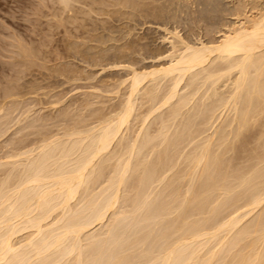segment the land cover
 I'll return each mask as SVG.
<instances>
[{
  "label": "bare ground",
  "instance_id": "6f19581e",
  "mask_svg": "<svg viewBox=\"0 0 264 264\" xmlns=\"http://www.w3.org/2000/svg\"><path fill=\"white\" fill-rule=\"evenodd\" d=\"M61 1L65 2L67 0ZM124 1L132 7L138 8L140 13L148 12V15L150 13L158 20L156 30L162 32L161 41L159 42L166 48L160 49V47L157 52L149 50L147 51L148 54L141 53L138 55L134 51L137 47L131 52L126 51L119 57L115 53L117 60L114 59L115 57L112 58V62L115 60L113 63H105L104 66L100 64L102 68L99 72L101 74L98 70H94V72L96 71L94 75L98 74L96 75L97 78H100L103 74L104 76L108 75L107 72L110 75L113 72L124 71L125 74L121 76L122 73H120V79H118L119 76L114 74L117 77L115 80H119L115 84L116 91L113 89L114 92H108L114 95L112 99H118V101H116V104H114L115 100L111 102L114 105L108 107L109 111L103 108L97 116L95 114V117L94 112L90 111L92 105L87 101L88 96L85 97L87 98L85 107L90 109L86 110L84 105L82 107L84 109H81L82 111L93 112V114L88 113V116L91 115L92 118L91 116L90 118L94 120L89 119L91 122L93 121L92 123L84 119L85 115L81 111H78L76 115H80L79 118L83 117V120L81 121L77 116L76 119L73 116V102L70 101L72 105L64 102V105H68V108L72 106L70 110H73L68 109L70 114H65L68 117L70 116L68 121L73 124L74 119L75 122L80 120L79 127H75L78 124L71 126L69 123L71 127L68 128L67 126L64 130L63 127L68 122L64 118L66 124L61 123L64 124L63 127L61 124L58 127L59 129L62 127L64 131L62 130L60 132L63 133L58 134V132L56 135L53 131L54 128L52 131L48 129L50 126L46 128L45 125V128L50 131H46L47 133L44 131L46 129H44L43 124L48 122L44 121L42 124L44 130L42 129V131L47 135L49 132H51L50 134L53 132L55 135H50V138L44 135L46 138L43 136L45 139L41 138L42 141L38 142V145L32 148L29 147L30 149L28 147L25 150L22 149L17 154L10 153L13 151V147H8V150L11 149L9 152L11 155L7 158L13 159V161L5 160V157H3L5 162L0 161V264H264V0ZM65 4L68 6V3ZM126 7L128 6L126 5ZM115 8L113 9L115 10ZM73 9H75V6ZM79 11L78 13H81ZM105 11L107 12V10ZM126 11L128 12V10ZM69 12L71 11H67V13ZM121 14L123 15L125 12ZM132 15L134 13L130 16L132 17ZM118 18L116 19L118 20ZM101 19V23H103L104 18ZM69 20L66 23L69 24L71 22ZM108 20L106 24L109 23L110 20ZM86 22L88 21L86 20ZM91 22L93 23V21ZM74 23L72 21L70 24ZM136 23L138 22L135 21L134 24ZM141 23L139 22V24ZM129 24L130 22L128 26ZM167 24H180L183 26L184 31L177 26L167 27L169 26ZM150 26L145 28H150ZM202 26L212 27L211 29L208 27L204 29L207 30L206 32L214 33L212 34L213 37L210 36L211 38H206L207 40L202 39L196 33L198 28ZM93 27L98 28V25ZM115 28L114 30H116ZM111 30L108 33H113ZM142 31L140 33L144 34V31ZM202 32L204 31H200V34ZM67 36H69V33ZM89 37L92 38L91 35H87L88 41ZM103 37L105 41V35ZM135 39L139 42V38ZM71 40H68L69 43ZM129 40L128 38V42ZM143 42L144 40H142L141 46H145L142 45ZM104 43H107V41ZM125 43V46H127L128 43ZM28 45L30 46V43ZM128 46L130 45L128 44ZM6 47L9 49V45ZM11 47L13 48V45ZM14 47L17 49L16 46ZM23 47L25 48V46ZM88 47H90L89 44ZM111 47L108 48L111 49ZM100 48L102 49V47ZM16 49L12 50L16 52ZM67 49L71 50V48ZM122 49L124 50L123 47ZM6 50L7 48L4 47L5 52ZM17 50H19V47ZM32 50L31 52L34 51ZM106 51L105 53H107ZM87 52L91 54L94 51L90 49ZM100 52L101 55L104 53H102V50ZM8 53L10 54V52H7L6 55ZM105 53L104 56L102 55L103 57H105ZM65 54L67 55V53ZM65 54L63 52L64 56ZM94 54L95 52L92 53V55ZM30 55L28 58H31ZM38 55H41V53ZM101 55L96 56L102 57ZM106 56L110 57L109 54ZM20 57L22 56L20 55ZM68 57L70 58V56ZM71 57H74V55ZM84 57L86 58V56ZM108 57L104 59L108 61ZM91 59L93 58L91 57ZM37 60L39 63V59ZM65 60H67L66 56L64 62H66ZM71 61L73 63V60ZM12 62L9 64H12ZM22 62L25 67L26 64H24V61ZM46 62L49 61L46 60ZM46 62L44 64H47ZM57 62L59 63V61ZM137 62H142V65L140 63L138 65ZM28 63V67L31 68L30 63L32 62ZM83 63L84 61L81 63L84 66ZM91 63L93 64V60H91ZM135 63L139 67L135 66ZM59 64L61 65V62ZM82 65L81 68H84ZM91 65L89 64L88 68L95 69L98 66L93 67L94 65H92L90 67ZM72 66H70V70H72ZM47 68L49 69L48 66ZM76 68L79 69L80 67H76L75 64ZM44 69L46 68L42 70ZM54 70L52 71L54 72ZM59 70L62 71V69ZM64 70L63 68V72L66 71ZM61 71L59 72L61 73ZM76 71L75 75L77 74ZM11 72L13 71L11 70ZM90 72L88 71V73ZM46 73L45 75H47ZM79 73H81V70ZM105 73L107 74L105 75ZM29 74L33 76L35 73H28V76H30ZM20 75L19 78H22ZM24 75L22 76L24 77ZM41 75L37 79L35 77L36 81L40 77L43 78ZM75 75L73 76L75 77ZM34 76L31 82H34ZM47 78L45 79L47 80ZM91 78L92 76L88 79L93 82L95 78L94 80ZM105 78H100L103 80V87L107 86L104 84ZM58 79L61 80V78ZM71 79L65 80L68 82ZM81 79H83V75ZM62 80L60 84L63 83ZM72 80L76 84L74 78ZM25 82L28 83L27 79L23 84ZM56 82L59 83V81ZM16 83L15 85L12 83V87L13 85L16 86ZM52 83L50 82V84ZM35 84L33 86H36ZM75 84L74 86H76ZM90 84L88 82L84 86L87 88L88 85L92 88L94 84L99 85L95 82ZM46 85L45 87H50V85ZM70 86L66 87L69 88ZM2 87L5 88V85L1 86L0 89ZM25 87L27 88L26 85ZM37 87L39 88L38 84ZM103 87L101 86L102 90ZM54 88H58V86ZM86 88L85 91L81 90L87 94ZM96 88L94 86V93L101 92L100 88L99 90ZM19 90L17 92L10 90L11 92L5 93L6 95L3 92L4 96L2 97L4 98H0L3 99L0 102L1 140H3V136L6 140L10 139L13 132H7L11 127H8V130H2L3 126L8 125L3 121L6 116V113H3L4 107L17 101L21 103L28 98V96H25L24 99ZM27 90L25 93L28 92V95H30ZM70 90L72 91V87ZM63 91L58 90L57 92L61 96L60 93ZM33 92L32 90L31 93ZM0 93L2 94V92ZM40 93L38 92V94ZM44 94L48 93L44 92ZM79 95H75V97L77 98ZM99 95L103 98L101 93ZM65 96L63 94L64 98H66ZM108 96L104 99H107ZM19 97H22L23 100H19ZM37 98L39 101V96H36V100ZM43 98L41 100H44ZM8 99L11 100L8 101ZM33 99H30V101L34 102ZM68 99L70 100V98ZM59 100L60 102L55 103L56 108L62 102L61 97ZM71 100L74 101V99ZM79 100H77L78 103ZM108 101H110V98ZM100 103L102 104L103 101ZM21 104L19 105L21 106ZM32 106L34 108V105ZM79 107L78 109H80ZM18 108L16 106V109ZM37 108L35 106L32 110L31 108L27 109L33 111ZM48 108H52V106ZM62 108L61 110H63ZM23 110L24 108L21 111ZM45 113L47 112L44 111ZM59 114L54 115V119H59V117L57 118ZM12 115L16 118V113ZM7 116L9 115L7 114ZM42 117L40 118L41 121ZM12 119L10 118L11 121ZM47 120L51 121L50 119ZM57 121L54 123L56 124ZM61 121L63 122V120ZM34 122L37 123L36 120ZM31 126H34L33 123ZM28 129H26V132ZM6 132L11 137L7 138L6 136L5 138ZM20 132L18 133L20 134ZM26 132H24L25 138ZM40 134L36 136L39 137ZM30 136L35 138L31 134ZM17 137L15 136V139ZM27 137L29 140L31 139L29 136ZM18 138H20V135ZM15 139L14 141L17 140ZM1 142V147H3L5 145L4 141ZM12 142L13 139L11 138ZM16 142L13 143L16 144ZM21 142L19 145H21ZM3 158L1 157V160Z\"/></svg>",
  "mask_w": 264,
  "mask_h": 264
},
{
  "label": "rangeland",
  "instance_id": "374dc122",
  "mask_svg": "<svg viewBox=\"0 0 264 264\" xmlns=\"http://www.w3.org/2000/svg\"><path fill=\"white\" fill-rule=\"evenodd\" d=\"M71 1H73L72 2V4L74 3V5H72L71 4ZM86 1V2H85ZM94 1H96L95 3H94ZM99 1V2H98ZM106 1V2H105ZM108 1V2H107ZM110 1H111V3H112V0H104L103 2L101 1V0H67V1H65V2H63V1H59V0H0V88H1V86H4L5 85V88L4 87H2V89H0L1 91L0 92H2V94L0 93V98H4V97H2V96H4V95H6L5 93H8V92H11L10 90H12V92H17L19 89V91H20V95L25 99V96L27 97L28 96V98H26L27 99V101H26V99H25V101L22 99V97L20 98L19 97V100H23L22 102H24V103H22L21 101V103L23 104V106H22V104L21 103H19V101H17V102H14L13 104H9L8 106H5L4 107V111H3V113L6 115L5 117H4V119H3V121H5V123L7 124L8 123V125H5V126H3V129L2 130H8V127H11V128H9V130L7 131V132H10L11 133V131H13L11 134H12V137H11V135H7V134H9V133H5V138H6V136H7V138H9V136L13 139V142H16L17 140H18V142H16V144L15 143H11V138L10 139H8V140H6V139H4V136H3V140H1L0 139V147L2 146V142L1 141H4L3 143L5 144V145H3V147H1V151L3 152V155H2V152L0 151V161H4V159L5 160H12L13 161V159H9V158H7L9 155H11V154H9V152H10V150L11 149H9L8 150V147L9 148H12L13 147V151H11L10 153H14V154H17V153H19V151L21 152L22 151V149L23 150H25V149H27V147H28V149H30V148H32V147H34V146H36V145H38L39 143H40V141H42V139L45 137L46 138V136H47V138H50V135L52 136V135H57V133L58 134H61V133H63V132H60V131H62L63 129L65 130L66 128L65 127H67L68 126V128L69 127H71L72 125H76V124H78V123H80V120H79V122H75V119H74V122H73V124L71 123V121L69 122L68 121V119H70L69 117H68V115L70 114L69 113V111H68V109L70 110L71 109V107L70 108H68V105H72V102H73V106L74 107H72V109L74 108V111H76V112H74L73 110H70V111H73V116L77 119V117L79 118V116H77L76 115V113L78 112V111H81V113L83 114V115H85L84 116V119H86V120H88V121H90V120H93V119H91L92 118V116H91V118H90V116H88V113L89 114H93V112H94V116H95V114H96V116L99 114V112H101V110L103 109V108H105V109H107L108 111L110 110L109 108H110V106H113L114 104H116L117 102L116 101H118V99H112V98H114V95L112 94V93H110L109 94V92H114V91H116V86H115V84H116V82H118L119 80H115V79H117V77H115V75L114 74H116L117 76H119L120 75V73H122V75L121 76H123L124 74H125V72L124 71H119L118 73H110V75H109V72H107L108 73V75H106L107 73H105V75L106 76H104V74L102 75V76H104V77H102V76H100V78H105L104 79V84L105 85H107V86H104L103 87V80L102 79H100L99 77L97 78L96 77V75H98V74H96V75H94L95 73H96V71L94 72V70H98V72L100 71V69L102 68L101 66H104L105 65V63L106 64H108V63H111L112 62V58H114L115 60H117V55H118V57L119 56H121V54H123V53H125L126 51H128V52H131V51H133L134 50V48H137V49H135L134 51L135 52H137L138 53V55L139 54H141V53H143V54H148V52L147 51H151L152 50V52H157V51H159L160 49H164V48H166V46H164L161 42H159V41H161V34H162V32L161 31H158V30H156L157 28H156V23L158 22V20L155 18V17H153L150 13H149V15H148V12L146 13V12H141L140 13V11L138 10V8H135L134 6L132 7L131 5H129L126 1H124V0H119L120 2H122V3H117V2H119L118 0H113V3L111 4L110 3ZM61 2V4H59ZM75 2H76V4H75ZM100 2H101V4H100ZM126 2V3H125ZM45 3V4H44ZM53 3H57L56 5L54 4L53 5ZM65 3H68V6H67V4H65ZM92 3H94V4H92ZM70 4V5H69ZM79 4H80V6H79ZM89 4V5H88ZM97 4H99V5H97ZM110 4V5H109ZM113 4H115V5H113ZM66 5V6H65ZM94 5V6H93ZM98 6V7H96V6ZM106 7H105V6ZM118 7H117V6ZM120 5V6H119ZM124 5V6H123ZM126 5L128 6V7H126ZM63 8H61V7ZM75 6V9H73V7ZM90 6V7H89ZM99 6H100V8H99ZM103 6V7H102ZM111 6V7H110ZM131 6V7H130ZM96 7V8H95ZM101 7H102V9H101ZM107 7H108V9L110 10H108L107 9ZM116 7V8H115ZM93 8H94V11H93ZM98 8H99V10H98ZM106 8V9H105ZM113 8H115V10L113 9ZM119 8H120V10H119ZM124 8H125V10H124ZM131 8V9H130ZM66 9H68V10H66ZM63 12H62V11ZM71 11V12H69V13H67V11ZM74 10V11H73ZM80 10V11H79ZM83 10H86V11H84L83 12ZM98 10V11H97ZM105 10H107V12L105 11ZM112 10V11H111ZM123 10V11H122ZM126 10H128V12L126 11ZM131 10H133V12H131ZM134 10H135V12H134ZM65 11H66V13H65ZM77 11V13H75ZM78 11L79 12H81V13H84V14H81V13H78ZM92 13H91V12ZM101 11V12H100ZM103 11V12H102ZM120 11H122L121 13H124L125 12V14H121V13H119ZM90 12V13H89ZM105 12V13H104ZM108 12H110L109 14H111V15H109L108 14ZM131 12V13H130ZM63 13V14H62ZM73 13V14H72ZM98 13H102V14H98ZM104 13V14H103ZM134 13V15H132V17L130 16L131 14H133ZM145 13V14H144ZM69 14V15H68ZM96 14V15H95ZM114 14V15H113ZM119 14H120V16H119ZM138 14V15H137ZM142 16H141V15ZM61 15V16H60ZM73 15H74V17H73ZM92 15H94V16H92ZM148 15V16H147ZM58 16H60V17H58ZM73 17V20L71 19L72 17ZM80 16V17H79ZM88 16V17H87ZM103 16V17H102ZM107 16V17H106ZM122 16H124L125 18H123ZM135 16H138V17H135ZM61 17H62V20H61ZM75 17H78V18H75ZM84 17V18H83ZM94 17H98V18H94ZM107 19H106V18ZM117 18V17H119L118 18V20L115 18V19H112V18ZM133 17H134V19H133ZM142 17H144V18H142ZM147 17H149V18H147ZM69 18H70V20H69ZM75 18V19H74ZM81 18H83V19H81ZM85 18H86V20L88 21V22H86V20H85ZM91 18H93V19H91ZM101 18H104V20H103V23H101L102 22V19ZM146 18V19H145ZM79 19V20H78ZM111 21H109V20ZM112 19V20H111ZM122 19V20H121ZM125 19H126V21H125ZM128 19V20H127ZM139 19V20H138ZM141 19V20H140ZM153 19V20H152ZM60 20V21H59ZM68 20L69 21H73V23L75 24H68V23H66V22H68ZM81 20V21H80ZM93 21V23L91 22V21ZM98 22H97V21ZM109 21V23L107 22V24H106V21ZM116 20V21H115ZM131 20V21H130ZM143 20H144V22H143ZM153 21V23H152V21ZM65 21V22H64ZM113 21H114V23H113ZM122 21H124L123 22V25H122ZM128 21V23L130 22V24H129V26H128V23H126ZM138 22V23H136V24H134V22ZM148 21V22H147ZM150 21V22H149ZM156 21V22H155ZM82 22H86V23H82ZM92 24H90V23ZM139 22L141 23V24H139ZM61 23V24H60ZM94 23H96V24H94ZM119 23V24H118ZM125 23H126V25H125ZM147 23V25L146 26H152V28H151V26H150V28L149 27H147V28H145L146 26H145V24ZM94 24V25H93ZM110 24V25H109ZM118 24V25H117ZM142 24H143V26H142ZM62 25V26H61ZM79 25V26H78ZM81 25V26H80ZM84 25V26H83ZM88 26V28H87V26ZM96 25H98V28H96V27H93V26H96ZM112 25H114V26H112ZM120 25V26H119ZM131 25H132V27H131ZM137 25V26H136ZM167 25H169V26H167V27H173V26H177V27H181V30H183V26L182 25H180V24H167ZM83 26V27H82ZM102 26V27H101ZM105 26V27H104ZM112 27V30H111V27ZM141 26H142V29H141ZM79 28V30H78V28ZM83 29H82V28ZM104 27V28H103ZM109 27V28H108ZM118 27H120V28H118ZM123 27H124V29H123ZM133 28V30H131V28ZM135 27H136V29H135ZM207 27L208 28H212V27H210V26H202L201 28H206L207 29ZM94 29V30H91V29ZM107 28V29H106ZM114 28L116 29V30H114ZM140 28V29H139ZM201 28H198V30L200 29V31H204V32H206L207 30L206 29H204V30H202ZM98 29H99V31H98ZM100 29H101V31H100ZM145 29V30H144ZM148 29V30H147ZM150 29H151V31H150ZM179 30H180V28H178ZM81 30V31H80ZM88 30H91V31H88ZM95 30H97V31H95ZM109 30V31H108ZM110 30L113 32V33H115V34H113V33H108V32H110ZM115 32H114V31ZM121 30H124V31H121ZM128 30H129V32H128ZM144 32H143V31ZM146 30H147V32H149L148 34H147V32H146ZM197 30V31H198ZM72 31V32H71ZM77 31V32H76ZM83 31H86L85 33L83 32ZM88 31V32H87ZM131 31V32H130ZM133 31V32H132ZM143 32L144 34H142V33H140V32ZM184 31V30H183ZM182 31V32H183ZM196 31V33H198L199 35H200V37L202 38V39H204V40H207V39H209V38H211L210 36H212V34H214V33H209V31L208 32H206V33H204V32H202V34H200V31H198L197 32ZM66 32H68L69 33V36H67L68 35V33L66 34ZM71 32V33H70ZM75 32V33H74ZM79 32H81V33H79ZM89 32H90V34H89ZM95 32V33H94ZM98 32V34H100V35H98V34H96ZM100 32V33H99ZM105 32H106V34H105ZM123 32V33H122ZM126 32H128V34H126ZM161 32V33H160ZM44 33V34H43ZM104 33V34H103ZM138 35H137V34ZM139 33H140V36H139ZM146 33V34H145ZM184 33V32H183ZM43 34V35H42ZM72 34V36H70ZM73 34H76V35H74L73 36ZM84 34V35H83ZM121 34V35H120ZM130 34H132L131 36H130ZM154 34V35H153ZM203 34H205L206 36H204ZM77 35H79V36H77ZM87 35H91V37L92 38H90L89 39V41L87 40L88 38H87ZM105 35V41H107V43H104L105 41H104V36ZM107 35V36H106ZM110 35V36H109ZM113 35H115V36H113ZM126 35H127V37H126ZM146 35V36H145ZM47 36V37H46ZM76 36V37H75ZM98 36H100L99 38H98ZM109 36V37H108ZM113 36V37H112ZM129 36V37H128ZM142 36V37H141ZM160 36V37H159ZM204 38H203V37ZM46 37V38H45ZM67 37H72L71 39L70 38H68L67 39ZM86 37V38H85ZM108 37V38H107ZM111 37V38H110ZM120 37V38H119ZM126 37V38H125ZM147 37H148V39H147ZM150 37V38H149ZM151 37H154V38H151ZM213 37V36H212ZM46 39V40H43V39ZM75 38H76V40H75ZM98 38V39H97ZM100 38H103L101 41L99 40ZM125 38V39H124ZM128 38L130 39L129 40V42H128ZM135 38H139L138 40H139V42L135 39ZM143 38V39H142ZM145 38V39H144ZM159 40H158V39ZM207 38V39H206ZM66 39H67V41H66ZM78 39V40H77ZM80 39V40H79ZM85 39H86V41H87V45H86V41H85ZM110 39V40H109ZM119 39V40H118ZM146 39H147V41H146ZM17 40V41H16ZM48 40V41H47ZM52 40V42H50ZM54 40V41H53ZM68 40H71L70 41V43H69V41ZM93 40V41H92ZM100 41V43H99V41ZM121 40V41H120ZM126 40V41H125ZM136 40V41H135ZM142 40H144V42L142 43V45H145V46H141V42H142ZM153 40V41H152ZM21 41H24V42H21ZM47 41V42H46ZM72 41H73V43H72ZM83 41V42H82ZM98 41V42H97ZM104 41V42H103ZM113 41V42H112ZM119 41V42H118ZM127 42L130 46H128V44H127V46H125L126 45V43L125 42ZM132 41V42H131ZM133 41H134V43H133ZM158 41V43H156ZM17 42V43H16ZM75 42V43H74ZM79 42H82V43H79ZM94 42V43H93ZM118 42V43H117ZM149 42V43H148ZM153 42H154V45H153ZM11 43V44H10ZM14 43H15V45H14ZM21 43V44H20ZM25 43V44H24ZM30 43V46L28 45V44ZM31 43H32V45H31ZM44 43V44H43ZM68 43V44H67ZM112 43V44H111ZM119 44V45H121L120 46V48H118V46H117V44ZM121 43V44H120ZM125 43V44H124ZM133 43V44H132ZM137 43H139V44H137ZM156 43V44H155ZM17 44H18V46H17ZM46 44V45H45ZM49 44H50V46H49ZM65 44H67L66 46H65ZM85 44V45H84ZM88 44H89V46L90 47H88ZM91 44H92V46H91ZM102 44V45H101ZM103 44H104V46H103ZM106 44V45H105ZM124 44V45H123ZM151 44V45H150ZM162 44V45H161ZM7 45H9V49H8V47H6ZM13 45V48L11 47ZM22 45V46H21ZM70 45H71V47H70ZM76 45H79V46H76ZM149 45V46H148ZM155 45H156V47H155ZM158 45V46H157ZM14 46H16L17 47V49H18V47H19V50H17ZM23 46H25V48H26V51H25V48L23 47ZM27 46V47H26ZM44 46V47H43ZM52 46V47H51ZM86 46V47H85ZM112 46V47H111ZM117 46V47H116ZM133 46V47H132ZM163 46V47H162ZM4 47H5V49L7 48V50H6V52L4 51ZM29 47V48H28ZM34 47V48H33ZM50 47V48H49ZM64 47H66V49H64ZM93 47H95V48H93ZM100 47H102V49L100 48ZM104 47V48H103ZM107 47V48H106ZM108 47H111V49L110 48H108ZM122 47L124 48V50L122 49ZM145 47V48H144ZM147 47V48H146ZM161 47V48H160ZM13 50H15L16 49V52L15 51H13ZM20 48H21V51H22V53H21V51H20ZM41 50H39V49ZM67 48H71V50H69V49H67ZM76 48V49H75ZM79 48V49H78ZM118 50H117V49ZM129 48V49H128ZM153 48V49H152ZM160 48V49H159ZM29 49V51H27ZM31 49H33L32 51L33 52H31ZM38 49V50H37ZM84 49V51H82ZM90 49H91V51H94L95 52V54L94 55H92V53H94V52H91V54L89 53V52H87V51H90ZM94 49V50H93ZM101 49L102 50V53L104 52L105 53V51H106V49H107V53H105V57L107 58L108 56H106L107 54H109V56L110 57H108V61H106L105 59V57H103L104 56V53L101 55L100 53V51L99 50ZM103 49H105V50H103ZM114 49H116L117 50V52H116V50H114ZM144 49V50H143ZM155 49V50H154ZM10 50V51H9ZM59 50V51H58ZM65 50V51H64ZM74 50V51H73ZM79 50H80V53H79ZM120 50H121V52H120ZM123 50V51H122ZM137 50V51H136ZM142 50V51H141ZM18 51V52H17ZM73 53H72V52ZM87 53H86V52ZM112 51V52H111ZM7 52H10V54L8 53V55H6V53ZM19 52H20V54H19ZM28 52H29V54H28ZM36 52V53H35ZM44 52V53H43ZM63 52H64V54L65 53H67V55L65 54V56L67 57V60H65L66 62H64V58H65V56L63 55ZM68 52H69V55H68ZM109 52V53H108ZM24 53H25V55H24ZM32 53H33V55H32ZM41 53V55H38V54H40ZM70 53H72V54H70ZM79 53V54H78ZM85 53V54H84ZM98 53V54H97ZM110 53H113V54H110ZM115 53H117V55L115 54ZM15 54V55H14ZM17 54V55H16ZM27 54V55H26ZM31 54V55H30ZM76 54V55H75ZM89 54V55H88ZM9 55H11L10 57H8ZM19 55V56H18ZM20 55L22 56V57H20ZM29 55L31 56V58H35L36 60H33V59H31V58H28L29 57ZM39 57H38V56ZM50 55V56H49ZM74 55V57H71V56H73ZM79 57H78V56ZM88 55V56H87ZM92 55V56H91ZM96 55H101L102 57H99V56H96ZM112 55V56H111ZM115 55V56H114ZM12 56H14L13 58H12ZM18 56V57H17ZM33 56V57H32ZM46 58H45V57ZM57 56V57H56ZM60 56V57H59ZM68 56H70V58L68 57ZM78 57V62H79V64H78V62H77V57ZM84 56H86V58L84 57ZM93 56H95V57H93ZM25 57V58H24ZM50 57V58H49ZM59 57V58H58ZM81 57V58H80ZM91 57L93 58V59H91ZM10 58H11V60H10ZM18 58H19V61L17 62V60H18ZM26 58H27V62H26ZM61 58V59H60ZM71 58H74V59H71ZM83 58V59H82ZM95 58V59H94ZM105 58V59H104ZM139 58V57H138ZM21 59H22V61H24V64H26V66L24 67V65L22 64L23 62L21 61ZM37 59H39V63H38V60ZM58 59V60H57ZM62 59H63V61H62ZM76 59V61L74 62V60ZM82 59V60H81ZM100 59V60H99ZM16 60V61H15ZM46 60L47 61H49V62H46ZM52 60V61H51ZM53 60H55V61H53ZM71 60H73V63H72V61ZM89 60H90V62H89ZM91 60H93V64L91 63ZM98 60V61H97ZM102 60V61H101ZM109 60H110V62H109ZM114 60V61H115ZM13 61V62H12ZM32 62L33 63V65H32V63H30V67L31 68H29L28 66H29V63L28 62ZM34 61V62H33ZM57 61H59V63L61 62V65L57 62ZM84 61V66L81 64L82 62ZM86 61V62H85ZM113 61V62H114ZM8 62V63H7ZM12 62V64H9V63H11ZM15 62V63H14ZM36 62H37V64H36ZM43 62V63H42ZM47 63V64H44V63ZM51 62V63H50ZM69 62V64H67ZM71 62V63H70ZM88 62H89V64L91 65H94L93 67H96L97 65V67H98V69H97V67L94 69H91V68H88L89 66V64H88ZM96 62V63H95ZM100 62V63H99ZM102 62V63H101ZM112 62V63H113ZM41 63V64H40ZM54 63V64H53ZM57 63H58V65H57ZM65 64V65H63V64ZM138 63V65H139V63L140 62H137ZM17 65L18 66V68H17V66H14V65ZM22 66H21V65ZM43 64V65H42ZM49 64H50V66H49ZM69 65V66H67V65ZM75 64H76V67H80L79 69H77V71H76V69H75ZM100 64H101V66H100ZM136 64V63H135ZM8 65H10V66H8ZM13 65V66H12ZM32 65V66H31ZM38 65V66H37ZM45 65V66H44ZM55 65V66H54ZM59 65H60V67H59ZM63 65V66H62ZM71 65H73L72 66V70H70V66ZM78 65V66H77ZM81 65H82V67H84V68H81ZM92 65L90 66V67H92ZM140 65H142V62L140 63ZM21 66V68H19ZM39 66H43L42 67V69L43 68H46V69H44V70H42L41 69V67L39 68ZM47 66L49 67V69L47 68ZM65 66V67H64ZM135 66H137V64L135 65ZM27 67H28V69H27ZM35 67H37V68H35ZM56 67V68H55ZM67 67V68H66ZM100 67V68H99ZM137 67H139V66H137ZM11 68H15L14 70L13 69H11ZM17 68V69H16ZM62 69V71L61 70H59V71H61V73L58 71V69ZM63 68L69 73H67L65 70V72H66V74H65V72H63ZM87 68H88V70H87ZM24 69H25V71H24ZM30 69H31V71H30ZM37 69H38V71H37ZM50 70V71H48V70ZM53 69H55L54 70V72L52 71ZM69 69V70H68ZM82 69H83V71H82ZM93 70V71H91L90 72V70ZM11 70L13 71V72H11ZM16 70H17V72H16ZM18 70H19V72H18ZM23 70V71H22ZM29 70V71H28ZM34 70V71H33ZM47 70V71H46ZM81 70V73H79V71ZM86 70H87V72H86ZM22 71V72H21ZM36 71V72H35ZM39 71H40V73L41 74H43V75H41L40 73H39ZM72 71V73H74V74H72V73H70ZM75 71L77 72V74L75 75ZM88 71L90 72V73H88ZM14 72H16L17 73V75H16V73H14ZM43 72V73H42ZM45 72H47L46 74L47 75H45ZM57 72H58V74H60V75H62L63 76V80H62V76H58L57 77ZM62 72H63V74H62ZM84 72V73H83ZM97 72V73H98ZM27 75H26V74ZM28 73H31V74H33V73H35V74H33V76H34V82H31L32 81V79H33V76L32 75H30V76H28ZM37 73H39V75H37ZM51 74V75H49V74ZM87 73H88V76H87ZM21 74V75H20ZM26 75V77H25V75ZM54 74H56L55 75V77H54ZM72 74V76H70ZM83 75V79H85V80H83V79H81L82 78V75ZM92 76V80H94V78H95V80L93 81V82H95L96 84L97 83H99V85H101L102 87H103V90L101 89V86H99L98 84V86L97 85H93L92 86V88H91V86H88L87 85V88H86V86H84V85H86L88 82H89V84L90 83H93L91 80H89L88 78H90L91 76ZM99 74H101L100 72H99ZM14 75V76H13ZM19 75H20V77H22V78H19ZM22 75H24V77L22 76ZM43 76V78H44V80L46 81V83H45V81L43 80V78L42 77H40L39 78V80L38 81H36V79L39 77V76ZM70 76V78H69V76H68V78H66V76ZM73 75H75V77L73 76ZM113 75V76H112ZM2 76V77H1ZM45 76V77H44ZM54 78H53V77ZM79 76V77H78ZM111 78H110V77ZM121 76H119V78L118 79H120L121 78ZM17 77H18V79H17ZM31 79H30V78ZM35 77H36V79H35ZM48 77V78H47ZM52 78V80H51V78ZM71 77H72V79L74 78V80L76 81V84H75V82L71 79ZM78 77V78H77ZM81 77V78H80ZM88 77V78H87ZM114 77V78H113ZM41 78H42V82H41ZM45 78H47V80H49V81H47ZM55 78H57L56 79V81H59V83H57L56 81H54L55 80ZM58 78H61V80H62V84H60V79H58ZM76 78H77V80H76ZM110 79L109 81H107L108 79ZM113 78V79H112ZM11 79V80H10ZM17 79V81H15ZM20 79V80H19ZM21 79H22V81H23V79H24V81H26V79H27V84H26V82H25V84H23L24 83V81L22 82L21 81ZM30 79V80H29ZM65 79H71L70 81H68L67 82V80H65ZM81 79V80H80ZM111 79H112V81H113V83H111L112 81H111ZM29 80V81H28ZM79 80H80V82H79ZM87 80H88V82H87ZM97 80H98V82H97ZM102 82H101V81ZM107 82H106V81ZM3 81V82H2ZM13 81V82H12ZM40 81V82H39ZM44 81V82H43ZM72 81V82H71ZM6 82H8V83H6ZM15 82H17L16 83V86H14L15 85ZM19 82V83H18ZM39 82V83H38ZM50 82L53 84V87H52V84H50ZM87 82V83H86ZM101 82V83H100ZM4 85H3V84ZM12 83H14V85H13V87H12ZM20 83H22V84H20ZM33 83V84H32ZM36 83V84H35ZM44 83V84H43ZM55 83H56V85H55ZM65 83H67V84H65ZM85 83V84H84ZM107 83V84H106ZM108 83H109V85H108ZM8 84V85H7ZM31 84V85H30ZM36 85V86H33V85ZM37 84H38V86H39V88L37 87ZM40 84H41V86H43V88H47L48 89V91H47V89L45 90L44 89V92H46V93H48V94H44V92L42 91L43 90V88H41V86H40ZM43 84V85H42ZM50 85V87L49 86H47V85ZM58 84V85H57ZM73 84V85H72ZM74 84L76 85V86H74ZM79 84V85H78ZM84 84V85H83ZM111 84H112V86H111ZM22 85V86H21ZM25 85L27 86V88L25 87ZM29 85V86H28ZM45 85L47 86V87H45ZM64 85V86H63ZM71 85V86H70ZM83 85V86H82ZM90 85H92V84H90ZM114 85V86H113ZM21 86V87H20ZM26 88H24V87ZM58 86V88H54V87H57ZM66 86H70L69 88L68 87H66ZM74 86V87H73ZM94 86H95V88L96 87H98V88H96V89H98L99 90V88H100V90H101V92L100 91H97V92H95L94 93ZM11 87V88H10ZM20 87V88H19ZM22 87H23V89H22ZM30 87H32V88H30ZM37 88V89H35V88ZM60 87H62V88H60ZM72 87V91L70 90L69 91V89ZM78 88V90H76V88ZM83 87V88H82ZM86 88V90H87V94L86 93H84V91H85V88ZM110 88V89H108V88ZM8 88V90L6 91V89ZM19 88V89H18ZM41 88V89H40ZM53 88V89H52ZM64 88V89H63ZM67 88H68V90H67ZM105 88H107V89H105ZM24 89H25V91H24ZM27 89H29V90H27ZM81 89H83L84 91H82ZM113 89H114V91H113ZM22 90V91H21ZM26 90L27 91H29L30 92V95L32 94V96H30V95H28V92L27 93H25L26 92ZM32 90L34 91L33 93H31L32 92ZM41 90V91H40ZM58 90H60V92L62 91V90H64L62 93H60L61 94V96L58 94ZM89 90V91H88ZM94 90V91H93ZM107 90V91H106ZM6 91V92H5ZM23 91H24V93H23ZM53 91V92H52ZM57 92V94H56V92ZM65 91H66V94H65ZM103 91H104V94H103ZM107 93H106V92ZM109 91V92H108ZM3 92H4V95H3ZM38 92L41 94H38ZM50 92V93H49ZM55 92V93H54ZM70 92V93H69ZM19 93V92H18ZM37 95H36V94ZM52 93V94H51ZM77 93V94H76ZM85 94V96H84V94ZM102 94L103 96V98H101V95H99V94ZM106 93V94H105ZM23 94V95H22ZM25 94V95H24ZM53 94H54V96H53ZM55 94H56V96H55ZM63 94H64V96L65 95H67V96H65L66 98H64L63 97ZM80 94V95H79ZM94 94H95V96H94ZM97 94V95H96ZM44 95H47V96H44L45 97V99L43 98V96ZM49 95V96H48ZM50 95H52V96H50ZM58 95H59V97H58ZM75 95L77 96V95H79V97H75ZM104 95H105V97H104ZM107 95H109L108 97L110 98V101H108V97H107V99H104V98H106V96ZM36 96H39V101H38V98H37V100H36ZM71 96V97H70ZM81 96V97H80ZM86 96H88L87 98L89 99H87V98H85ZM100 96V97H99ZM53 97H56V98H58L57 99V101H56V98H53ZM61 97V100H62V102H61V104L59 105H57V107L58 108H56V104L55 103H57V102H60V100H59V98ZM85 99H84V98ZM96 97V98H95ZM101 98V99H98V98ZM34 98V99H33ZM44 99V100H41V99ZM50 98V99H49ZM52 98V99H51ZM68 98H70V100L68 99ZM78 98H81L80 100L78 99ZM30 99L32 100L33 99V101L34 102H32V101H30ZM48 99V100H47ZM71 99H74V101L73 100H71ZM86 99H87V101L89 102V104H91L92 106H91V108H92V110L90 109V111H93V112H91L90 113V111L88 112V111H86V110H89L88 108L86 109ZM104 99V100H103ZM1 100L3 101V99H0V102H1ZM11 99H8V101H10ZM55 100V101H54ZM75 100H76V102H75ZM77 100H79L80 102L78 103V101ZM83 100H85V101H83ZM113 100H115V103L114 104H112L111 102H113ZM29 101V103H27ZM37 101H38V105L36 104L37 103ZM41 101V102H40ZM48 101V102H47ZM52 101V102H51ZM54 101V102H53ZM68 101V102H67ZM70 101H72V102H70ZM103 101V103L101 104L100 102H102ZM106 101V102H105ZM40 102V103H39ZM64 102L66 103V104H68V105H64ZM87 102V103H88ZM16 103H19V104H21V106L19 105V104H16ZM48 103V104H47ZM55 104L54 106L52 105V104ZM70 103V104H69ZM109 103V104H108ZM25 104H28V105H25ZM42 104V105H41ZM47 104V105H46ZM51 104V105H50ZM79 106H81V107H79ZM112 104V105H111ZM14 105V106H13ZM25 105V106H24ZM32 105H34V108H35V106H36V108H37V110L35 111V110H33L34 111V113H33V111H30L29 109L31 108V110L32 109H34L33 108V106L31 107ZM46 105V106H45ZM80 108V109H78V107ZM83 105H84V108L86 109V110H83V111H86V112H83L82 111V109H84V108H82L83 107ZM103 105V106H102ZM104 105H106V106H104ZM13 106V107H12ZM16 106H17V108L18 109H16ZM50 106H52V108H48V107H50ZM63 108H62V107ZM65 106V107H64ZM67 106V107H66ZM13 109H12V108ZM14 107H15V109H16V111H15V109H14ZM22 107V108H21ZM26 107V108H25ZM43 107V108H42ZM45 107H46V109H45ZM59 107H60V110H59ZM109 107V108H108ZM7 110H6V109ZM24 108V110L23 111H21L22 109ZM27 108H29V109H27ZM61 108L64 110H61ZM66 108H67V110H66ZM82 108V109H81ZM25 109H27L28 110V112H26L25 111ZM50 109V111L48 112V110ZM77 109V110H76ZM41 110H42V112H41ZM54 110V111H53ZM55 110H57V111H59V112H61L60 114H59V112H57V111H55ZM107 110H105V111H107ZM9 112V113H7V112ZM14 111H15V113H16V118L14 117V115H12V114H15L14 113ZM19 111H20V113H19ZM44 111L45 112H47L48 113V115H47V113H45L44 114ZM66 111V112H65ZM68 111V112H67ZM23 112V113H22ZM29 112H30V114H29ZM56 113V114H54V113ZM65 112V113H64ZM24 113H26V114H24ZM27 113H28V115H27ZM31 113H33V114H31ZM37 113V114H36ZM40 113H42V114H44V115H42V114H40ZM50 113V114H49ZM53 113V114H52ZM57 113L59 114V116H57V118L59 117V119H54V115H57ZM64 113V114H63ZM75 113V114H74ZM80 113V112H79ZM87 113V114H86ZM7 114L9 115V116H7ZM19 116H18V115ZM36 114V115H35ZM39 114L41 115L40 116V118L42 117V116H44V117H42V121H41V119L39 118ZM51 114H52V118H51ZM65 114H68V115H65ZM78 114V113H77ZM23 115V116H22ZM25 115V116H24ZM34 115V116H33ZM72 115V114H71ZM82 115V116H83ZM86 115H87V117H86ZM31 116H32V118H31ZM36 116H38L36 119H35V117ZM63 116H65V117H63ZM72 116V118H74ZM77 116V117H76ZM95 116V117H96ZM17 117H18V119H17ZM22 117H24L23 119H22ZM27 117V118H26ZM34 117V118H33ZM49 117V118H48ZM61 117H63V118H61ZM66 117H68V118H66ZM7 120H6V119ZM10 118H15L14 119V121H13V119H12V121L10 120ZM29 118V119H28ZM40 120H39V119ZM56 118V117H55ZM64 118L65 119H67L66 121H68V122H66L67 123V125L65 126L64 124H66V123H64L65 122V120H64ZM71 118V120L73 121V119ZM83 117H80L79 119H81V121L83 120L82 119ZM20 119H22L21 121H20ZM29 120V122H28V120ZM32 119H33V121H32ZM38 119V120H37ZM47 119H50L51 121H49V120H47ZM90 119V120H89ZM95 119V118H94ZM19 122H18V121ZM34 120H36L37 121V123H38V121H39V123L37 124L36 122H34ZM53 120H55L54 122H56L57 120H59V121H57V123L55 124L54 122H52ZM61 120H63V122L61 121ZM11 121V122H10ZM23 121V122H22ZM44 121H48L49 122V125H48V122H47V124H46V122H45V124H43V122ZM77 121V120H76ZM94 121V120H93ZM92 121V122H93ZM14 122H15V124H14ZM16 122H18V123H16ZM26 122H27V124H26ZM31 122V123H30ZM50 122H52V123H50ZM91 121H90V123H92ZM23 123V124H22ZM29 123V124H28ZM32 123H33V125L34 126H31L32 125ZM34 123H36V124H34ZM61 123H64V124H61ZM69 123H70V125H69ZM16 124L18 125L17 127H16ZM22 124V125H21ZM42 124H43V126H44V129H46V128H48L49 126H50V128H48V129H51V131H52V129L54 128V133L52 132V134H50L51 132H49V134L47 135L46 133L48 132V131H50V130H48V129H46V130H44L42 127ZM52 126H51V125ZM58 124V125H57ZM62 125V127H63V125H64V127H63V129H62V127H61V129H59L58 127H60L61 125ZM10 125V126H9ZM29 125V126H28ZM36 125V126H35ZM41 125V126H40ZM45 125H46V128H45ZM48 125V126H47ZM21 126V127H20ZM40 126V128L38 129V127ZM80 126V124H78L77 126H75V127H79ZM6 127V128H5ZM18 127H19V129H18ZM22 127H24V128H22ZM27 128H29L28 130H27V132H26V129ZM34 129V131H32ZM38 129V130H37ZM42 129L46 132H44V131H42ZM17 130H19V131H17ZM21 130H23V131H21ZM25 130V131H24ZM39 130H41V131H39ZM57 130H59V131H57ZM63 130V131H64ZM21 131V132H20ZM18 132H20V134L18 133ZM24 132H26V138H25V133ZM33 132V133H32ZM39 132V133H38ZM28 133H30L32 136H35V138L34 137H31L30 136V134L28 135ZM36 133H38V134H40V133H42V134H40L39 135V137L38 136H36V135H38V134H36ZM43 133H45V134H43ZM0 134H2V133H0ZM23 134V135H22ZM35 134V135H34ZM13 135H15V136H18L19 137V135H20V138H16L15 139V136H13ZM22 135V136H21ZM42 135V136H41ZM44 135H46V136H44ZM27 136H29V138H31L30 140L28 139V137ZM44 136V137H43ZM49 136V137H48ZM0 137H1V135H0ZM14 137V138H13ZM24 137V138H23ZM36 137H38V138H36ZM2 138V137H1ZM24 139V141H26L25 143H24V141H22L21 142V140H23ZM42 138V139H41ZM44 138V139H45ZM14 139L16 140V141H14ZM27 139L29 140V143H28V141H27ZM34 139H36V140H34ZM37 139H41V140H37ZM8 141V142H7ZM35 141H37V142H35ZM20 142H21V145H23V143H24V145H25V147H23V146H21V145H19L20 144ZM30 142H31V145H30ZM39 142V143H38ZM8 143V144H7ZM11 143V144H10ZM18 143V144H17ZM15 144V145H14ZM29 144V145H28ZM7 145V146H6ZM17 145H19V146H17ZM5 146V147H4ZM15 146H17V147H19V148H17V147H15ZM23 147V148H22ZM30 147V148H29ZM17 148V149H16ZM4 151H3V150ZM16 149V150H15ZM19 149V150H18ZM8 150V151H7ZM18 150V152H16ZM4 154H5V156H4ZM14 154H12V155H14ZM1 157L3 158V157H5V158H3V160H1ZM5 162V161H4Z\"/></svg>",
  "mask_w": 264,
  "mask_h": 264
}]
</instances>
